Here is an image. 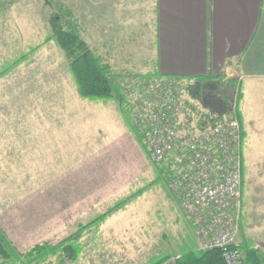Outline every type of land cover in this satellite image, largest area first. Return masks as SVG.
Instances as JSON below:
<instances>
[{"label": "crops", "instance_id": "1", "mask_svg": "<svg viewBox=\"0 0 264 264\" xmlns=\"http://www.w3.org/2000/svg\"><path fill=\"white\" fill-rule=\"evenodd\" d=\"M73 27L122 90L131 75L158 73L201 85L235 72L242 145L247 120L264 121V0H87L85 38ZM60 55L64 60L51 74L44 68L36 83L21 81L11 99L0 80V111L6 107L0 171L8 172L0 173V186L36 187L33 194L48 202L39 215L45 234L60 230L64 240L144 193L160 174L135 130V102L124 111L112 97H83L66 54ZM5 196L0 190V202ZM17 202L14 210L24 211L25 197ZM64 224L73 228L63 230ZM0 232L24 260L55 241L29 233L21 244L1 221ZM0 254L15 263L8 251Z\"/></svg>", "mask_w": 264, "mask_h": 264}, {"label": "rangeland", "instance_id": "2", "mask_svg": "<svg viewBox=\"0 0 264 264\" xmlns=\"http://www.w3.org/2000/svg\"><path fill=\"white\" fill-rule=\"evenodd\" d=\"M86 4L87 0H50V4H46L44 0H0L2 94L11 99L15 94L12 88L23 85L21 81L29 80L32 85L43 76L44 68L51 74L50 70L54 64L59 63L60 56L64 60V56L60 54L66 53L57 41H47V38L53 35L50 18L54 13H59L64 23L76 24L85 38ZM11 77L13 79H10ZM47 77L49 78V75ZM236 77L234 72L230 79L235 81ZM130 78L131 80L125 83L124 90L131 102L138 104L144 98L142 83L148 79L136 75H131ZM194 84L196 85L184 84L183 96L192 107L191 116L195 122L203 114L228 117L230 113L225 112L228 107L226 102L230 101L232 106L237 92L229 89L227 79ZM9 93L12 95L9 96ZM5 109L6 107H3L0 112ZM258 117L260 116L253 115L245 124L247 138L242 145L243 214L238 242L240 246L242 243H249L264 257V121L258 120ZM0 173L5 176L8 174L7 171ZM27 184L29 183L19 187H11L10 184L0 186V190H5L6 194L5 199L0 202V221L16 242L21 244L27 240L29 233L40 234V237L47 233L43 229L45 220L39 217L48 203L47 199L35 196L33 190L36 187H29ZM14 191L19 199L13 196ZM23 197L26 202L24 211H15L14 208L19 205L17 200ZM35 214L38 218L34 217ZM51 222L57 223L54 220ZM93 222L78 230H82L83 234L75 246V260L70 259L63 251L56 254L49 252L40 264H149L164 255L169 256L167 259L180 256L182 250L187 248L200 250L199 242L183 215L178 199L170 192L164 179L153 183L144 193L130 200L123 209L108 217L105 222L94 225ZM72 226L73 224L68 228L64 224L62 228H68L67 231H70ZM59 233L60 230H56L55 235L45 234L42 239L55 241L52 246L46 247L36 256L24 260L18 255L24 261L36 258L63 241V238L58 239L63 237ZM73 234L67 235L64 240ZM242 256L245 258L244 251ZM0 264H8L1 254Z\"/></svg>", "mask_w": 264, "mask_h": 264}, {"label": "built area", "instance_id": "3", "mask_svg": "<svg viewBox=\"0 0 264 264\" xmlns=\"http://www.w3.org/2000/svg\"><path fill=\"white\" fill-rule=\"evenodd\" d=\"M184 83L159 76L142 83L132 121L154 164L172 163L168 184L200 250L220 249L225 264H243L238 242L243 214L242 127L237 97L228 117L206 127L190 119ZM141 91V90H140ZM181 256L161 264H178Z\"/></svg>", "mask_w": 264, "mask_h": 264}, {"label": "trees", "instance_id": "4", "mask_svg": "<svg viewBox=\"0 0 264 264\" xmlns=\"http://www.w3.org/2000/svg\"><path fill=\"white\" fill-rule=\"evenodd\" d=\"M50 23L53 29V35L48 37L47 41L55 39L59 46L65 51L69 60V66L74 73L80 94L83 97H112L118 101L120 107L124 111H126V108L132 106L129 96L126 95L125 90L120 88L116 82V78L110 73V66L104 63L97 55H95L86 41L81 38L78 31L73 27V24L71 22L64 23L63 18L59 13H54L51 16ZM136 76L144 79H153L161 75L158 73H151L147 75ZM225 77L226 76H224V78L223 76H219L216 82L226 79ZM227 83L229 84V89H231V91L237 92L236 97L238 107L241 100L239 84H237L236 80L234 81L231 79H227ZM228 100L230 99L228 98ZM226 103L228 107L226 106ZM226 103H224L225 108L227 107L225 112L226 114H229L232 108L230 104L231 102L229 101ZM220 118H223V116L203 114L202 116L198 117L197 124L203 128L213 124ZM190 119L194 118L190 117ZM155 165L160 174L159 179H164L169 184L170 177L174 172L171 170L172 163L168 162L165 164ZM142 193L143 191L140 192V194L132 196L125 202L120 203L110 212L100 216L93 222V225L96 223L99 224L105 222L109 216L124 208L132 198L141 195ZM82 234L83 231L80 230L54 247H51L49 250L42 252L36 258L30 261H24L20 258L15 249L0 232V252L8 251L18 264H40L41 261L45 259L47 253L51 252L56 254L60 251H63L70 259L75 260L77 255L75 246L81 239ZM240 249L242 252L244 251L245 254V258H243V264H264V257L262 256L261 252L258 249L253 248L249 243H242ZM180 256L181 257L177 261L178 264H225L223 252L220 249L198 250L196 248H187L182 250ZM168 257V255L161 256L149 264H160Z\"/></svg>", "mask_w": 264, "mask_h": 264}, {"label": "water", "instance_id": "5", "mask_svg": "<svg viewBox=\"0 0 264 264\" xmlns=\"http://www.w3.org/2000/svg\"><path fill=\"white\" fill-rule=\"evenodd\" d=\"M46 4H50V0H44Z\"/></svg>", "mask_w": 264, "mask_h": 264}]
</instances>
